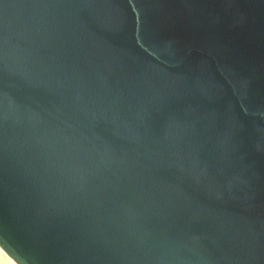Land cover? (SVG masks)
Instances as JSON below:
<instances>
[{
  "label": "water",
  "instance_id": "obj_1",
  "mask_svg": "<svg viewBox=\"0 0 264 264\" xmlns=\"http://www.w3.org/2000/svg\"><path fill=\"white\" fill-rule=\"evenodd\" d=\"M0 248L264 264V0H0Z\"/></svg>",
  "mask_w": 264,
  "mask_h": 264
},
{
  "label": "bare ground",
  "instance_id": "obj_2",
  "mask_svg": "<svg viewBox=\"0 0 264 264\" xmlns=\"http://www.w3.org/2000/svg\"><path fill=\"white\" fill-rule=\"evenodd\" d=\"M0 259L5 264H16L10 257H8V255L1 248H0ZM4 263H2V264H4Z\"/></svg>",
  "mask_w": 264,
  "mask_h": 264
},
{
  "label": "rangeland",
  "instance_id": "obj_3",
  "mask_svg": "<svg viewBox=\"0 0 264 264\" xmlns=\"http://www.w3.org/2000/svg\"><path fill=\"white\" fill-rule=\"evenodd\" d=\"M1 262H2V263H4V262H3V261H1V259H0V264H2ZM4 264H5V263H4Z\"/></svg>",
  "mask_w": 264,
  "mask_h": 264
}]
</instances>
